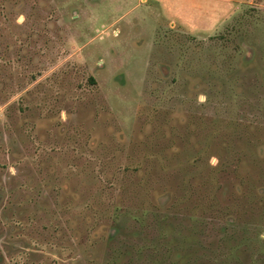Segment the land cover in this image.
Masks as SVG:
<instances>
[{"label":"rangeland","instance_id":"obj_1","mask_svg":"<svg viewBox=\"0 0 264 264\" xmlns=\"http://www.w3.org/2000/svg\"><path fill=\"white\" fill-rule=\"evenodd\" d=\"M205 1L0 0V264H264L195 210L264 199V0Z\"/></svg>","mask_w":264,"mask_h":264},{"label":"trees","instance_id":"obj_2","mask_svg":"<svg viewBox=\"0 0 264 264\" xmlns=\"http://www.w3.org/2000/svg\"><path fill=\"white\" fill-rule=\"evenodd\" d=\"M200 160L194 159V164L197 165V162ZM223 166V163L220 164V167ZM242 192V191H241ZM239 193L234 197V203L221 207L216 198L212 196V193H206L203 198L200 200V205L195 207V210L209 211L212 213L211 219H218L221 215L230 216L229 223H226L229 226H234L243 233V237L240 235V240H254L255 245L259 247H264V240L261 239V231L264 229V199L262 200V194L254 190H244L243 193ZM245 201V202H244ZM194 210V212H195ZM224 211L227 214H224ZM248 211V212H247ZM247 212V214L245 213ZM141 215L144 214V211H141ZM195 213L192 214V217H195ZM247 217L245 220L244 218ZM236 231V230H235ZM249 234V235H248ZM245 237L247 239H245ZM238 238V236H236ZM149 255H147V259ZM154 260V259H153ZM152 259L150 262H155ZM139 261V260H138ZM157 262V261H156ZM220 263H226L221 259Z\"/></svg>","mask_w":264,"mask_h":264},{"label":"crops","instance_id":"obj_3","mask_svg":"<svg viewBox=\"0 0 264 264\" xmlns=\"http://www.w3.org/2000/svg\"><path fill=\"white\" fill-rule=\"evenodd\" d=\"M211 3L214 4V2L212 0H208V1H205L203 4L204 5H211ZM216 3V2H215Z\"/></svg>","mask_w":264,"mask_h":264},{"label":"built area","instance_id":"obj_4","mask_svg":"<svg viewBox=\"0 0 264 264\" xmlns=\"http://www.w3.org/2000/svg\"><path fill=\"white\" fill-rule=\"evenodd\" d=\"M191 1H193V2H199L200 0H191Z\"/></svg>","mask_w":264,"mask_h":264}]
</instances>
